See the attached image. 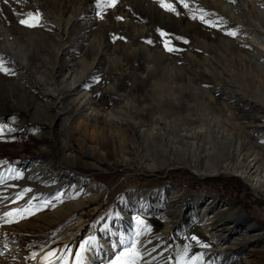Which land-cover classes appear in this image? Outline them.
<instances>
[{"label": "rangeland", "instance_id": "obj_1", "mask_svg": "<svg viewBox=\"0 0 264 264\" xmlns=\"http://www.w3.org/2000/svg\"><path fill=\"white\" fill-rule=\"evenodd\" d=\"M252 1L264 7V0H185L188 7L166 0L177 15L159 0L108 8L98 0H0V22L14 36L12 46L0 36V58L13 73L0 71V264H77L78 255L80 264H113L134 245L137 264H232L239 256L264 264V185L209 173L214 162L236 163L226 144L207 153L158 135L172 120L159 99L187 114L198 94L226 104L242 117L237 123L262 125L242 132L249 153L264 158V58L258 68L248 55L252 45L264 53V28ZM201 9L204 19H193ZM37 11L38 26L20 23ZM230 29L252 38L246 50L233 45ZM164 86L180 94L160 92ZM206 200L222 209L205 212ZM215 213L228 222L231 255L204 254L212 242L203 227ZM247 230L255 236L241 242Z\"/></svg>", "mask_w": 264, "mask_h": 264}, {"label": "bare ground", "instance_id": "obj_2", "mask_svg": "<svg viewBox=\"0 0 264 264\" xmlns=\"http://www.w3.org/2000/svg\"><path fill=\"white\" fill-rule=\"evenodd\" d=\"M207 2V0H206ZM251 11L253 13L252 17L256 19L260 23V25L264 28V10L261 6H258L257 3L252 1ZM214 15H217L218 18H223L225 20H229V18L223 14L219 10L216 11L217 6H210ZM232 21V20H231ZM232 23V22H231ZM237 23H232V25H236ZM243 35V34H241ZM0 36L4 37V43L7 45L5 46H12L10 44V39H14V36L11 34V32L8 31L7 28H5L2 23L0 22ZM222 39H228L223 36ZM3 40V39H2ZM233 45L238 49H244L242 47L246 46L245 41H252V38H238L233 37L231 39ZM241 47V48H239ZM251 52L248 53L251 60H255V66L260 68L261 67V58H264V53H261L258 55V52H260V49H258L255 45H252ZM5 49V54L12 53L11 50L8 48ZM246 50V49H244ZM13 57V56H12ZM26 61V60H25ZM259 64H258V63ZM264 67V66H263ZM262 76H264V70L261 73ZM73 80V78H72ZM48 83V82H47ZM66 83V82H65ZM74 89V88H73ZM178 90L176 88L172 89L170 86H164L163 89H161L160 92L163 93H175ZM55 91H51V95L53 97L55 96ZM75 92V91H74ZM253 92V91H252ZM72 94V93H71ZM179 95L180 92L178 91L176 95ZM46 95V94H45ZM175 95V96H176ZM56 101H60V97H56ZM195 105L192 109H190V112L187 114H184L182 110H179L177 106L171 107L172 105L167 104L166 102H161L159 99V108L161 109L162 113L166 116L171 117L165 123L166 130L165 132L158 133L159 138H162L163 141L171 140L173 138H178L177 141H180L184 143V145H190L195 150H203L207 153L212 150L216 151L218 150V146L222 144H226L224 147L226 149V152L230 154V156L234 155L236 157V163H226L224 167L221 169L216 168L218 163L221 164L219 161L214 162L212 165L210 174H219V173H235L242 178L245 179L247 183L250 184L254 189H259V187H262L264 185V158L259 157L257 153H249L247 149V144L250 143L247 139V135L243 134L242 128H251L254 131L260 132L259 130H262V125H255L253 123L247 125L244 122L237 123V119H241L236 117L235 112L230 109L226 104H223L220 106L216 102L217 99H213V101H205V98H203L201 95L196 94L195 95ZM262 112H264V108L261 109ZM194 112V113H193ZM93 113V112H92ZM264 117V115H263ZM157 121V120H156ZM162 124V123H161ZM181 126L184 130L183 132H180L176 126ZM247 125V126H246ZM135 127H137L135 125ZM255 127V128H254ZM138 128V127H137ZM180 129V128H179ZM137 130V129H136ZM139 134V132H137ZM141 136V134H140ZM148 137V136H147ZM144 138V137H143ZM166 139V140H165ZM203 154V153H202ZM248 155L245 159V156ZM166 165V164H165ZM219 167V166H218ZM216 168V169H215ZM199 175L201 173L199 170L197 171ZM203 197H197L196 203H200ZM205 200V199H204ZM202 203H206L204 205L205 212L208 210H216L217 208H221L216 200L212 201H203ZM230 207H223L224 209H228ZM220 213V212H219ZM215 213L213 216L210 217L209 222L206 226L203 227L204 234L208 237L209 242H212L211 248H206L205 256H212L216 255L219 256L222 253L226 255H231L233 252L232 246H226L225 245V231L229 229L228 222L225 220V218L221 220L216 219ZM169 226V225H167ZM230 226V225H229ZM225 230V231H224ZM221 233L223 235H221ZM242 236V241H247L253 238L255 235H252L251 231L247 230L245 231ZM241 234V235H242ZM243 247V246H242ZM203 250V251H204ZM240 254V252H238ZM241 259L237 263L232 264H246L244 263V259H242L241 256H239Z\"/></svg>", "mask_w": 264, "mask_h": 264}, {"label": "snow or ice", "instance_id": "obj_3", "mask_svg": "<svg viewBox=\"0 0 264 264\" xmlns=\"http://www.w3.org/2000/svg\"><path fill=\"white\" fill-rule=\"evenodd\" d=\"M4 2L7 3L8 0H4ZM159 2H160L161 7H163L165 10L174 12L177 15L179 14V12L177 11V8L174 6L173 3L166 2V0H159ZM233 2H235V0H233ZM117 3H118V0H98V4L102 8L115 7ZM180 3H182L184 7L189 6L188 3L185 2V0H180ZM200 11L202 13V15L200 17H197L194 15L192 18L193 19L199 18V19L203 20L204 19V16H203L204 10L201 9ZM101 18H103V17H101ZM41 19H42V14L39 13L38 11L37 12H28L26 14V18L21 19L20 23L22 25L27 26V27H36L39 25ZM118 19H123V18L119 17ZM222 20H223V18H221V21ZM204 22L210 24V26H212V27L217 26L215 23L208 21V20H204ZM226 34L229 36L236 37L239 34V32L237 29H230L227 31ZM161 35H167V34L161 30ZM120 39H122V37H120ZM176 39H182V37H176ZM148 43H151V41H148ZM165 48L169 52L178 51V49H176L174 47H170L168 42L165 43ZM0 71L4 72L6 74H13L12 70L6 66V62L2 58H0ZM26 191H31V190L28 189ZM23 195H24V193H17L18 198H22ZM13 211H15L17 214H20L22 212L27 211V209L17 208V209H14ZM13 211L6 212L4 214V216L11 218L13 216ZM6 222H12V221H11V219H8V220H6ZM141 223H143V222L141 221ZM193 239H195V237H193ZM88 243H89V241H86L85 245H87ZM204 247H207V245H204ZM84 250H85V246L82 245L81 246V252H83ZM186 254H187V248L185 249V255ZM49 255H52V253H49ZM139 258H141V253L136 249V247L134 245L131 249H128L124 253H122L121 256H118L116 258V260L113 262V264H137V260ZM200 259H202V255L193 257L194 261L200 260ZM81 260H82V257L78 255L77 256V264H80ZM182 264H187V262L186 261L182 262Z\"/></svg>", "mask_w": 264, "mask_h": 264}]
</instances>
